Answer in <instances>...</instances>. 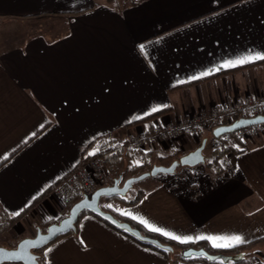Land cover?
Segmentation results:
<instances>
[{
    "label": "crops",
    "instance_id": "obj_1",
    "mask_svg": "<svg viewBox=\"0 0 264 264\" xmlns=\"http://www.w3.org/2000/svg\"><path fill=\"white\" fill-rule=\"evenodd\" d=\"M262 55L264 0H0V208L23 212L12 228L18 239L0 246L15 247L66 215L48 192L89 144L84 158L111 138L121 142L116 162L140 164L165 147L132 152L123 143L145 130L128 124L153 108L170 111L152 125L264 92V59L224 66ZM237 139L222 173L205 179L194 166L179 183L177 172L154 176L137 204L112 199L101 208L167 238L149 226L191 237L187 243L226 249L198 237L239 235L246 243L236 246H261L240 264H264V135ZM43 253L46 264H171L91 214Z\"/></svg>",
    "mask_w": 264,
    "mask_h": 264
},
{
    "label": "built area",
    "instance_id": "obj_2",
    "mask_svg": "<svg viewBox=\"0 0 264 264\" xmlns=\"http://www.w3.org/2000/svg\"><path fill=\"white\" fill-rule=\"evenodd\" d=\"M264 114V92L232 98L223 103L220 109H204L187 118L176 121H161L153 125L154 132L147 134L143 129L127 138L126 147L132 152L145 148L146 144L154 146L182 136L200 135L202 132L212 133L213 129L221 125L231 124L240 118H253ZM264 132V123L254 124L236 130L240 139ZM232 139L228 134L211 139L213 148L228 150L224 140ZM120 141L104 138L99 146V153L114 154L120 147ZM228 155V154H227ZM221 159L226 162V158ZM220 160V162H221ZM223 163V162H222ZM102 157L98 154L81 161L79 165L50 188L49 197L62 208H67L84 195L89 196L97 188L106 185V168Z\"/></svg>",
    "mask_w": 264,
    "mask_h": 264
},
{
    "label": "water",
    "instance_id": "obj_3",
    "mask_svg": "<svg viewBox=\"0 0 264 264\" xmlns=\"http://www.w3.org/2000/svg\"><path fill=\"white\" fill-rule=\"evenodd\" d=\"M259 123H264V119L259 118L258 116L253 118H240L233 121L231 124L216 127L212 131V136L218 138L223 134L232 133L243 127ZM206 142V138H203L198 147L180 156L178 159L173 160L168 165H153L148 171H145L138 175L130 176L122 182L121 177L118 176L117 178L113 179L111 183L97 188L89 196L84 195L82 198L76 200L70 205L66 216L61 218L57 223L49 224L46 227L45 231H41L39 228H37L36 233L33 237L20 239L16 243L15 247L8 248L0 246V250H3V252H0V264H39L37 260L38 255L34 251L44 248L59 236L74 232L75 224L78 220L79 214L83 211H88L98 216L117 229L127 231L140 241L154 244L166 250H171L169 246L160 243V241H158L157 239L144 236L138 229L132 227L129 223L117 219L111 212L102 209L99 201L102 198L124 196L134 183L141 181L146 177H154L158 174H172L179 166L194 167L198 164L203 163V150L205 148ZM26 241L38 243L35 245L26 244L24 247H21V245ZM12 253H15V255H11ZM195 256L204 257L209 261L220 260L223 263H237L241 262L244 258L242 252L235 254H213L209 253L202 247H189L183 249L181 252L182 258ZM32 257H35L36 259L33 260Z\"/></svg>",
    "mask_w": 264,
    "mask_h": 264
},
{
    "label": "trees",
    "instance_id": "obj_4",
    "mask_svg": "<svg viewBox=\"0 0 264 264\" xmlns=\"http://www.w3.org/2000/svg\"><path fill=\"white\" fill-rule=\"evenodd\" d=\"M258 63V62H257ZM256 64V63H255ZM255 64H248V65H244V66H239L237 68H234L232 70H244L247 69L249 67H252ZM228 71H224V72H220L217 74H214L213 76H210L209 78L212 77H216L218 75H223L225 73H227ZM209 78H205L206 80ZM170 110L168 108H164L161 110H158L156 112H153L151 114H149L148 116H145L144 118H141L139 120H135L134 122H130L128 124V126L133 127L135 125H140L142 124L145 127V131L147 132V134H152L154 132V128L153 125L151 124V120L153 118H157L162 114H165L167 112H169ZM259 118L264 119V114L258 116ZM207 134H209V136H207ZM225 134H223L222 136H224ZM201 137L206 138L207 141L211 140L213 138L212 133L210 132H202L200 134ZM229 136L231 138H234L236 136V131L229 133ZM224 142H226V144H228V150L227 151H223L219 148H213L208 155V160H204L203 164L208 167V169L213 170V172L215 174H219L222 173V166L220 164V160L225 158L227 154L229 153H237L238 150H235V148L233 147V145L231 144V139H225ZM95 146V143L89 144L83 151H82V161L85 160L86 158H84V154L92 147ZM121 149V148H120ZM119 150V147L117 148V151ZM117 151L114 154H109V153H100L99 156L103 158L105 165L111 163V165H113L116 162L117 157L119 156V154H117ZM189 152V151H188ZM186 153L181 152V151H176L173 154H170L168 156H155L154 159L157 161H164V160H169V162H172L173 160L178 159L180 156L184 155ZM151 156V152H146L144 153V155H142V161L140 164L135 165L134 167H131L130 172L131 175H138L140 173H143L145 171H148L150 169V160L149 157ZM113 161V162H111ZM176 173V171L174 172ZM173 173V174H174ZM158 176H155L154 179H156ZM144 194V191L140 190L137 195L132 198V199H126L124 196H115V197H109L106 199H118L120 202L124 203V205L126 206H130V205H135L137 204L140 199L142 198ZM106 211H108L109 209H105ZM66 212V210H65ZM23 213V212H22ZM22 213L16 214L14 216H9L8 214H6L1 208H0V235L3 234L5 231L8 230L10 224L16 222L18 220V218L22 215ZM86 214H91L94 217L98 218L99 220H101L102 222H104L105 224H107L108 226H110L112 229H114L115 231L119 232L120 234L128 237L129 239H131L132 241H134L135 243H137L138 245L154 250L158 253H160L162 256H164L166 259L169 260V262L171 264H174L176 262V258L179 257L180 260L185 261V262H203L205 264H240L242 263V261H244V259L241 262H227V263H223L220 260H215V261H209L204 257H189V258H182L181 257V252L183 249L185 248H189V247H194V248H204L206 251H208L209 253H213V254H234L237 252H240L242 248L246 247V245H239V246H235L232 248H214L212 246H210L206 241H198V242H189V243H181L179 241L161 236L159 234H156L154 232L148 231L146 230L143 226H141L139 223L126 218V217H121L119 216V219L122 221H125L127 223H129L132 227L138 229L144 236H148L154 239H157L158 241H160V243L167 245L171 248V250H166L163 249L159 246H156L154 244L151 243H147V242H143L140 241L139 239H137L136 237L132 236L130 233H128L125 230H120L117 229L115 227H113L112 225H110L109 223H107L106 221L102 220L101 218H99L98 216L88 212V211H83L79 214L78 220L75 224V231L74 232H70V233H76L77 229H78V223L79 220L82 216L86 215ZM68 233V234H70ZM66 235V234H65ZM64 236V235H62ZM62 236L57 237L55 240H53L51 243H49L48 245H46L44 248L39 249V250H35L34 252L38 255L37 256V260L39 262V264H46V260L44 257V250L51 245L53 242H55L56 240H58L59 238H61ZM4 264H9V263H4Z\"/></svg>",
    "mask_w": 264,
    "mask_h": 264
},
{
    "label": "rangeland",
    "instance_id": "obj_5",
    "mask_svg": "<svg viewBox=\"0 0 264 264\" xmlns=\"http://www.w3.org/2000/svg\"><path fill=\"white\" fill-rule=\"evenodd\" d=\"M229 99H232V98H236L235 96H227L225 99H224V102H226L227 100ZM238 98V97H237ZM201 111V110H200ZM199 112V111H198ZM197 113V112H195ZM193 113V114H195ZM193 114H190V115H193ZM190 115H188L187 117H189ZM185 117V118H187ZM181 119V118H180ZM179 120V119H178ZM256 135H264V132H261V133H257V134H253V135H250V136H247L243 139H247L249 137H254ZM207 136H209V134H207ZM235 140H238L237 136L234 137ZM203 139V137H201L200 135H195V136H182V137H178V138H174L172 140H168V142H164L162 143V147H165V148H162L163 150H159L160 152H162L163 154L165 155H161L159 153V151L157 152L158 155H155V154H151V156L149 157V160H150V164H156V163H160L161 165L164 164V163H169V160H164V161H157L154 159L155 156H168L170 154H173L175 153L176 151H181V152H184V153H188V151L190 150H194L196 147H198L201 143V140ZM231 144H233L231 142ZM161 146V145H160ZM212 150V145H211V140L207 141L206 142V145H205V148L203 150V156H204V160H208V155H209V152ZM121 159H119V161L117 163H120L118 166L117 164H113V166H110V165H106L105 168H106V183L108 182H112L113 179L117 178L116 175L117 174H120V177L121 179H124V175L126 173H130V169L131 167H134L135 165H137V163H132L130 162L131 164L128 166L127 163H123V161H121ZM223 162V163H222ZM221 166H222V170L225 169L227 167V162H224L223 160H221L220 162ZM158 165V164H156ZM198 166L197 168H199L201 171V173L199 175H201L202 177H204L205 179L208 178V174H211V172H213V170H210L208 169V167H206L203 163L201 164H198L196 165ZM151 168V167H150ZM190 167H186V166H179L176 168V177L174 179V182H180V181H183V179L187 178V180H190L189 176L185 177V175H187V173L185 174L184 171L186 170H189ZM129 170V171H128ZM184 170V171H183ZM178 172H180V175H178ZM196 172V171H195ZM158 175H161V174H158ZM156 175V176H158ZM162 175H165V174H162ZM179 176H182L181 178ZM194 176V175H193ZM115 177V178H114ZM185 177V178H184ZM152 177H146L145 179L141 180V181H138L136 183L133 184V186L128 190V192L124 195V197L126 199H132L134 198L137 193L141 190V189H147V185L149 186H152V182L150 181L149 183V180L151 179ZM181 179V180H180ZM194 179V177H193ZM123 181V180H122ZM121 181V182H122ZM104 200H110L109 202H112V199H106V198H102L100 199L99 201V204L100 206L102 207L104 203H101V202H104ZM106 204V203H105ZM70 206H68L66 208V212L64 214H67L68 212V209H69ZM104 207V206H103ZM106 211V210H105ZM110 212V211H109ZM113 213V212H111ZM66 216V215H65ZM17 222V221H16ZM12 223L10 224L9 228L7 231H5L3 234L0 235V241H5L7 240L8 238H12L13 240H16L18 239V236L16 237H13L14 233L12 232L13 231V226H15V223ZM59 222V221H58ZM57 223V222H56ZM52 224V223H51ZM37 228H42L41 225H38ZM41 230V229H40ZM3 235V236H2ZM8 241V240H7ZM8 243V242H7ZM11 243V242H10ZM13 244V243H12ZM261 249V246H246L244 248L241 249L240 252L243 253V256L244 258L246 257H250V255H254V251L253 250H256V249ZM253 251V252H252ZM239 253V252H237ZM235 254V253H234ZM256 254V253H255ZM243 258V259H244Z\"/></svg>",
    "mask_w": 264,
    "mask_h": 264
},
{
    "label": "snow or ice",
    "instance_id": "obj_6",
    "mask_svg": "<svg viewBox=\"0 0 264 264\" xmlns=\"http://www.w3.org/2000/svg\"><path fill=\"white\" fill-rule=\"evenodd\" d=\"M254 58H258V59H264V55L262 56H258V57H246V58H242L240 60H237V61H233V62H229V64L227 65H224L225 67L227 66H236L237 64H243V63H246L248 62L250 59H254ZM219 70V69H217ZM208 73H205L204 75H207ZM194 79L196 77H193ZM158 109L156 108H153L152 111H157ZM138 163V162H137ZM107 207H112L111 205H106ZM123 214H127V213H123ZM141 223H146L145 221H141ZM150 229L152 231H156V232H162L163 235L165 236H168L170 237L171 239H174V240H178L180 241L181 243H185L187 242L188 240H191L192 238L191 237H187V238H181L179 236H175V235H172L168 232H163L161 229L159 228H155V227H151L149 226ZM198 239H209V240H212V241H224L223 243H214L213 246L215 247H234L236 246L237 244H243V243H246V241L239 235H235V236H223V237H198ZM38 242H30V241H26L24 242V244L21 245V247H24L26 244H37ZM81 243H83V241H81ZM48 251H51V249H48ZM0 252H3V250H0ZM11 255H15V253H12ZM45 255H47V252L45 253ZM33 260H35L36 258L35 257H32Z\"/></svg>",
    "mask_w": 264,
    "mask_h": 264
}]
</instances>
